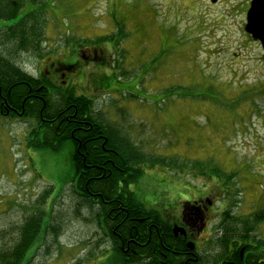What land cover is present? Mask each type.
Segmentation results:
<instances>
[{
	"label": "rangeland",
	"instance_id": "obj_1",
	"mask_svg": "<svg viewBox=\"0 0 264 264\" xmlns=\"http://www.w3.org/2000/svg\"><path fill=\"white\" fill-rule=\"evenodd\" d=\"M250 1L38 0L46 4L43 56L19 51L16 57L33 76L54 73L48 75L52 82L58 64L80 63L68 86L93 100L95 115L119 128L145 155L201 161L209 169L235 173L228 187L235 193L231 208L252 216L248 221L258 224L251 235L264 241V96L258 99L261 113L248 102L233 103L264 82V51L244 30ZM101 38L113 41L87 43ZM2 49L14 52L10 44ZM93 50L95 63L89 61ZM111 75L118 81L99 87ZM56 80L62 86V73ZM32 124L0 114L2 243L10 242L24 216L53 190L44 207L52 209V224L61 228L58 236L48 233L39 242L35 264H122L96 206L74 189L72 144L59 153L29 149ZM144 170L131 191L161 213L180 211L223 184L191 168ZM207 238L202 234L197 248H213L207 253L213 261L219 252Z\"/></svg>",
	"mask_w": 264,
	"mask_h": 264
},
{
	"label": "trees",
	"instance_id": "obj_2",
	"mask_svg": "<svg viewBox=\"0 0 264 264\" xmlns=\"http://www.w3.org/2000/svg\"><path fill=\"white\" fill-rule=\"evenodd\" d=\"M45 7L46 4L38 3V0H0V114L8 119L34 122L27 137L29 149L59 153L66 144L69 142L72 144V163L75 170L74 189L83 202L89 206H96L100 220L110 229L109 237L114 244V254L121 258L122 264H184L188 258L186 253L189 252L186 249L184 238H175L172 228L165 224L161 213L151 209L149 211L130 187L144 176L145 166L151 168L159 166L176 172L191 168L198 176L221 181L225 188V195L228 199L233 197L235 201L234 189L228 187L234 181L232 178L237 175L235 173L226 175L224 170L218 166L209 169L201 161L179 163L173 158L149 157L123 136L119 128H112L99 119L94 112V101L86 95H77L75 87L70 86L65 89L51 82L48 75L33 76L27 73L18 62L16 54L21 51L35 53L40 58L43 56L41 49L47 31L46 19L43 16L46 11ZM247 36L253 41L249 35ZM105 38L98 39L96 42L84 40L83 43L99 46L113 41V39ZM7 44L12 46L13 53H4L2 47ZM89 61L95 63L96 60L91 57ZM61 64L64 72L67 73L65 80L71 79L69 75L74 73L80 65L78 62L74 64L62 62ZM112 81H118V78L111 75L101 80L98 85L101 88H110ZM35 95L37 99L34 98ZM261 96H264V82L242 93L233 103L248 102L251 108L261 113L262 108L258 103ZM32 99L36 102L30 103ZM6 105L14 110L9 117L4 112ZM68 115L71 117L70 120L66 119ZM106 165L110 167L109 170L105 172L100 170ZM88 167L91 169L88 170ZM85 169L88 171H84ZM52 191L42 195L39 201L41 204L37 205L36 202L30 214L24 216L8 244L2 243V234L5 235L2 232L0 235L2 243L0 264H35L38 253L37 245L42 238L48 233L51 236L53 234L58 236L61 227L52 224V209L49 208L47 211L44 207ZM232 192L234 194H231ZM114 209L122 210L123 215L120 219L126 217V211L129 212L130 216L124 226L138 228L137 236L136 229L133 231L134 240L138 243L146 244L149 239V229L152 231L151 243L143 250L136 246L128 262L125 261L126 255L120 249L119 239L113 234L114 218L117 215ZM133 218L145 219V221L143 224L130 223ZM227 225L228 222L225 219L219 227L222 235L212 239L216 249L227 248L232 243L231 239L236 238L231 237L232 233ZM252 228L249 222L245 236L238 239L255 244L257 247H264L263 240L251 235L254 232ZM128 229L124 231V241H127ZM167 253L175 254L166 261L164 254ZM178 253H182L184 259H178L177 256H181ZM217 253L213 262H220L219 257L225 255L224 251H217ZM202 257L204 259L200 260L201 263L212 262L213 258L210 259V255L206 254Z\"/></svg>",
	"mask_w": 264,
	"mask_h": 264
},
{
	"label": "flooded vegetation",
	"instance_id": "obj_3",
	"mask_svg": "<svg viewBox=\"0 0 264 264\" xmlns=\"http://www.w3.org/2000/svg\"><path fill=\"white\" fill-rule=\"evenodd\" d=\"M97 56L98 54L95 50H93L90 54V57H94V59ZM55 70H56L55 71L56 76L54 79L55 82H57L56 77L57 76L60 77V74L62 73V77L64 79L62 81V88L67 89L70 86H72V85L68 86L67 80H65L67 73L64 72L62 64H58ZM49 74L54 77L53 75L54 73L48 72V75ZM49 79L50 81L52 80L50 77ZM54 81L53 83L55 84ZM68 81H72V79L69 78ZM34 98L37 99V96L35 95ZM34 102H36V100L34 99L30 101V103H34ZM4 112H5V115L9 117L11 116L12 113H14V110L11 106L6 105L4 107ZM70 118H71L70 115H68V118L66 119L70 120ZM49 122L51 121L49 120ZM88 168H89L88 170L91 169V167H88ZM109 168L110 167L106 165L105 167L100 168V170L105 172L109 170ZM88 170L85 169L84 171H88ZM220 187L218 188V186H216L215 191L207 190V193L204 196L200 197L199 199L188 201L186 204L184 203L180 211H178L177 209H174V210L165 209L164 212L169 213V214H166L164 212L161 213L154 207L152 206L150 207L148 204H145V203L144 204L148 207L149 211L151 209L152 211L156 210L161 213L165 224L168 227L172 228V232L175 238H179V237L184 238V241L186 242V246H187L186 249L189 251L186 253V255H188L187 256L188 258L187 260H185L184 264H264V247H257L255 244L248 243L243 239H238L240 237L242 238L245 236L244 233L247 231L248 224H249L248 218L253 219L251 218L252 216L245 215L246 216L245 217L240 213H236L234 209L237 207L231 208L232 203H234L233 197L228 199V197H226V195L224 194L225 188L224 187L220 188ZM221 194H224L227 199H223L221 201L218 198V196ZM117 210L118 209L113 210L117 212V215L114 218L115 225L113 227L114 228L113 234L117 239H119L118 242L120 243V249L123 250L124 254L126 255L124 257L125 261L128 262L130 261L132 257L131 254L135 252L134 248L136 246H139L140 250H143L146 246H148L151 243L152 231L151 229H149V234H148L149 239L146 244H142V242L138 243L137 241L134 240L135 238L133 235V231L134 229H136V236H137L138 228L135 226H131L130 228L128 226H124V223L128 220L130 216L129 212L124 210L127 213L126 217L120 219V217H122L123 215L122 210L120 211H117ZM225 219L228 222L227 227L232 233L231 237L235 236L236 238L231 239L232 243L227 248L215 249L216 252L217 251L225 252L224 256L219 257V259H221L220 262H213L216 259L215 258L210 263H201L200 260L204 259L202 255H206L210 251H214V249L211 247L197 248V244H199V239L202 238V234H206L208 237L207 239H204V241L220 236L216 234L218 233V231L222 232V230L219 227ZM130 221H131L130 223L138 222V224H143L145 219L139 220V219L133 218V220L131 219ZM217 221L219 222L220 225L213 227V225L211 224ZM255 224H258V223L256 222ZM255 224H252V227ZM103 225L107 228L105 224ZM175 227L183 229L184 235L181 232L176 235L174 233ZM125 229L129 230L127 241L123 240ZM252 229L254 231V228ZM107 231H108V234L110 235V229L107 228ZM188 243H193L195 245L194 251L189 249ZM201 250H203V252ZM194 252H196L197 254H195ZM173 254L175 253L164 254L166 261H168L169 257H172L171 255ZM179 254H181V256H177V258L184 259V256L182 255V253H178V255Z\"/></svg>",
	"mask_w": 264,
	"mask_h": 264
},
{
	"label": "water",
	"instance_id": "obj_4",
	"mask_svg": "<svg viewBox=\"0 0 264 264\" xmlns=\"http://www.w3.org/2000/svg\"><path fill=\"white\" fill-rule=\"evenodd\" d=\"M215 3L216 0H213ZM245 32L251 36L252 40L260 43L262 50L264 51V0H251L249 8L246 12V23L244 26ZM184 235L183 229L178 227L174 228V233ZM190 250H195L193 243H188Z\"/></svg>",
	"mask_w": 264,
	"mask_h": 264
}]
</instances>
